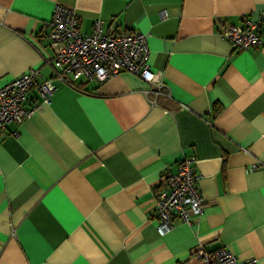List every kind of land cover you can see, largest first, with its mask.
I'll use <instances>...</instances> for the list:
<instances>
[{"label":"crops","instance_id":"0c3cea01","mask_svg":"<svg viewBox=\"0 0 264 264\" xmlns=\"http://www.w3.org/2000/svg\"><path fill=\"white\" fill-rule=\"evenodd\" d=\"M57 4L83 33L96 19L146 33L159 94L128 71L79 87L53 78ZM261 11L264 0H0V85L37 68L56 86L47 102L28 91L33 112L0 131V264H202L198 245L264 264V42L235 51L219 34ZM190 155L204 210L159 234L153 189Z\"/></svg>","mask_w":264,"mask_h":264},{"label":"built area","instance_id":"2783aa9c","mask_svg":"<svg viewBox=\"0 0 264 264\" xmlns=\"http://www.w3.org/2000/svg\"><path fill=\"white\" fill-rule=\"evenodd\" d=\"M79 20L73 8L57 4L46 36L53 52V78L79 87L83 81H102L121 71L138 75L146 81L151 91L159 94L162 86V72L152 69L149 62L147 46L148 35L136 30L116 31L103 29L102 21L96 19L92 30L83 33L79 29ZM264 26V11L259 18L252 21L245 17L242 24H227L219 31L220 36L228 41L233 50H244L257 47L264 42L260 28ZM37 68H29L9 82L0 85V131L13 122H21L33 112V108L23 106L27 93L35 88L43 102L50 99L56 86L51 78L39 80ZM81 80V82H79ZM196 157L184 156L178 161L175 172L166 171L153 189L155 207L153 214L158 224L159 234L171 229L175 222L191 224L200 217L205 202L198 190L199 173L195 169ZM259 161L249 166L250 170L258 169ZM193 255L202 264H254L255 259H239L227 247L207 250L198 245Z\"/></svg>","mask_w":264,"mask_h":264}]
</instances>
